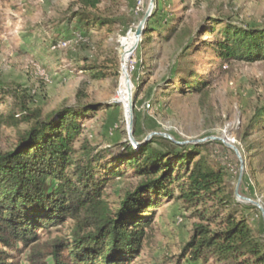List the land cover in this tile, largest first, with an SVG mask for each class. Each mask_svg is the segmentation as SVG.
<instances>
[{
	"label": "rangeland",
	"instance_id": "374dc122",
	"mask_svg": "<svg viewBox=\"0 0 264 264\" xmlns=\"http://www.w3.org/2000/svg\"><path fill=\"white\" fill-rule=\"evenodd\" d=\"M75 1L0 0V81L28 89L33 95L31 107L40 108L44 115L77 105L79 101L84 105H102L82 121L84 132L76 149L85 142L101 152L111 150L119 157L127 143L139 147L153 133L168 134L175 141L189 145H196L197 141L219 142L221 145L208 147V154L224 169L230 184L228 190L235 194L240 161L232 149L210 138L234 143L244 159L239 193L264 207V124L256 119L264 109V61L225 65L203 44L213 37L198 35L188 59L207 86L200 93L168 91L164 95L165 89H173L167 83V76L181 52L178 38L181 32L195 33L206 23L209 26L211 17L260 25L264 22V0H155L152 15L157 14L158 23L154 26L157 31L142 37L129 66L136 144L129 135L128 103L120 97L124 81L120 50L123 40L135 35L150 0H103L100 13L112 22L102 29H92L84 46L76 45L72 34L63 31L67 28L66 13ZM175 30L176 34L167 40ZM56 41L60 43L55 45ZM85 67H94L106 79H93L91 70ZM147 104L151 105L149 109ZM14 109L13 99L0 92V148L3 151L14 149L18 136L30 128L21 119L16 125L4 122ZM122 173L123 177L110 181L105 190L113 207L141 182L131 170H122ZM242 213L251 227L264 231L258 208L244 209ZM204 214L207 218L221 215L212 220V227L216 228L228 212L212 202L189 209L181 201L162 200L153 209V223L147 229L148 238L142 251L131 264H192L190 255L184 251L195 225L207 223L201 220ZM70 232L67 221L65 226L53 229L52 235ZM47 237L44 235L42 240L46 241ZM28 253L16 254L20 264H28ZM197 264L224 263L212 259Z\"/></svg>",
	"mask_w": 264,
	"mask_h": 264
},
{
	"label": "trees",
	"instance_id": "16d2710c",
	"mask_svg": "<svg viewBox=\"0 0 264 264\" xmlns=\"http://www.w3.org/2000/svg\"><path fill=\"white\" fill-rule=\"evenodd\" d=\"M103 2L76 0L68 9L63 31L72 34L76 45H87L92 29L112 22L100 13ZM156 15L144 35L156 30ZM209 24L178 35L181 52L167 76L173 89H165L164 95L200 93L207 86L188 59L198 35L213 37L203 44L225 65L264 61V22L251 25L211 17ZM85 68L93 79H106L94 67ZM0 92L9 95L16 107L4 122L16 125L21 119L30 124L14 149L0 148V264H20L16 257L20 251L29 252L28 264H131L148 238L153 209L165 199L181 201L189 209L212 202L228 212L216 228L212 220L219 214L210 218L204 214L201 220L207 223L195 225L184 251L192 264L212 259L224 264H264V231L251 227L242 213L256 208L236 199L228 190L224 169L208 154V147L219 142L179 145L154 136L139 147L127 143L119 157L85 142L76 149L84 132L82 121L102 105L79 101L44 115L40 108L31 107L33 95L28 89L0 81ZM262 112L256 119L264 124ZM122 170H131L141 182L113 207L105 190L110 181L123 177ZM67 221L71 232L53 236L52 230Z\"/></svg>",
	"mask_w": 264,
	"mask_h": 264
},
{
	"label": "water",
	"instance_id": "95a60500",
	"mask_svg": "<svg viewBox=\"0 0 264 264\" xmlns=\"http://www.w3.org/2000/svg\"><path fill=\"white\" fill-rule=\"evenodd\" d=\"M154 6H155V0H150V4H149V7H148V10L143 18V20L140 22V24L138 25L136 31H135V38H136V45H135V48L133 49L136 50L140 44V42L142 41V37L145 33V30H146V25H147V22L149 20V18L151 17L152 15V11L154 9ZM126 74L127 76V83H128V93H129V101H130V121H129V135L131 137V140L133 142L134 141V138H133V129H134V101H133V91H132V87H131V84H130V78L127 74V72L124 70L123 66H122V74ZM156 135H159L161 137H164V138H167L173 142H175L176 144H179V145H183V144H186V143H181V142H177L175 141L170 135L168 134H157V133H153L151 135L148 136L146 142H148L153 136H156ZM211 141H220L222 142V144H224L226 147L232 149L235 154L237 155L239 161H240V166H241V172H240V176H239V180H238V183H237V186H236V191H235V196L237 198V200L241 203H247V204H251L253 205L254 207L258 208L260 211H261V214H262V220L264 222V207L262 206V204L259 202V201H254L250 198H245L243 196L240 195L239 193V189H240V184H241V181H242V177H243V172H244V159L242 157V154L240 153L239 149L234 145V143H231V142H228L222 138H210ZM205 141H197L196 144H201V143H204ZM136 144V142H135Z\"/></svg>",
	"mask_w": 264,
	"mask_h": 264
},
{
	"label": "bare ground",
	"instance_id": "6f19581e",
	"mask_svg": "<svg viewBox=\"0 0 264 264\" xmlns=\"http://www.w3.org/2000/svg\"><path fill=\"white\" fill-rule=\"evenodd\" d=\"M135 45H136V38L135 35H132L129 38L123 40V46H121V50H120V54L124 59V70L127 72L129 78H130V72H129L130 60L135 51V50L133 51ZM123 80L124 81L122 82L120 97L122 99H125V102L128 103V111L130 115V101H129L128 83H127L126 74L123 75ZM130 84L132 87L131 78H130Z\"/></svg>",
	"mask_w": 264,
	"mask_h": 264
},
{
	"label": "built area",
	"instance_id": "2783aa9c",
	"mask_svg": "<svg viewBox=\"0 0 264 264\" xmlns=\"http://www.w3.org/2000/svg\"><path fill=\"white\" fill-rule=\"evenodd\" d=\"M150 106H151L150 104H147V108H148V109L150 108Z\"/></svg>",
	"mask_w": 264,
	"mask_h": 264
}]
</instances>
